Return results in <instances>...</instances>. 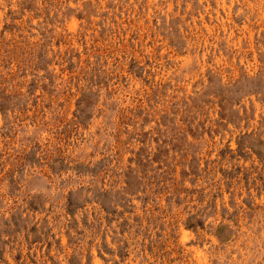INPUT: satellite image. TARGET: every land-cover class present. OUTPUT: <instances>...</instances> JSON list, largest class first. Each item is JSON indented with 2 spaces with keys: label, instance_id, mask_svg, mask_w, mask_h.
Listing matches in <instances>:
<instances>
[{
  "label": "rangeland",
  "instance_id": "obj_1",
  "mask_svg": "<svg viewBox=\"0 0 264 264\" xmlns=\"http://www.w3.org/2000/svg\"><path fill=\"white\" fill-rule=\"evenodd\" d=\"M0 264H264V0H0Z\"/></svg>",
  "mask_w": 264,
  "mask_h": 264
}]
</instances>
